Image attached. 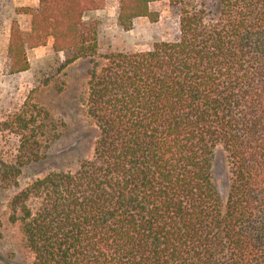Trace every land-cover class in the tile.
<instances>
[{"label": "trees", "instance_id": "obj_1", "mask_svg": "<svg viewBox=\"0 0 264 264\" xmlns=\"http://www.w3.org/2000/svg\"><path fill=\"white\" fill-rule=\"evenodd\" d=\"M161 1L178 9L177 36L147 51L98 55L88 15L103 0H38L29 30L11 27L6 75L27 71V51L47 42L63 55L59 70L90 60L92 157L9 204L33 264H264V0H119L118 25L156 22L150 6ZM39 115L30 106L0 122L21 153L0 157V182L16 184L37 157Z\"/></svg>", "mask_w": 264, "mask_h": 264}, {"label": "rangeland", "instance_id": "obj_2", "mask_svg": "<svg viewBox=\"0 0 264 264\" xmlns=\"http://www.w3.org/2000/svg\"><path fill=\"white\" fill-rule=\"evenodd\" d=\"M37 3L38 0H0V122L22 108L34 106L40 111L36 117L37 157H31L23 167L16 184L0 182V264H33L34 261L20 223L10 219L9 204L13 196L49 172L76 170L81 159L92 157L96 135L86 106L89 59L76 60L59 70L63 55L55 53L52 43L47 42L27 51V71L4 73L11 27L16 23L22 31H28ZM118 7L119 0H103L102 7L88 15L97 22L98 55L147 51L155 42L176 38L178 9L167 2L150 6L157 14L156 22L136 18L129 30L118 25ZM19 147L14 134L0 133V157L4 160L11 162L19 156ZM229 177L225 151L218 147L212 159V181L223 204Z\"/></svg>", "mask_w": 264, "mask_h": 264}]
</instances>
